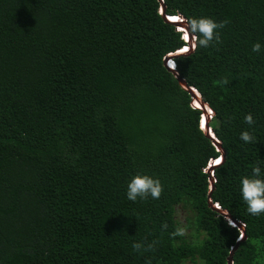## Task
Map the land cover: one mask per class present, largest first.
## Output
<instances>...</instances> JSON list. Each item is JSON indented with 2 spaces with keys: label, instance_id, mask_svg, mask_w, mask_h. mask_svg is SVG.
<instances>
[{
  "label": "trees",
  "instance_id": "16d2710c",
  "mask_svg": "<svg viewBox=\"0 0 264 264\" xmlns=\"http://www.w3.org/2000/svg\"><path fill=\"white\" fill-rule=\"evenodd\" d=\"M163 4L244 239L159 0H0V264H264V0Z\"/></svg>",
  "mask_w": 264,
  "mask_h": 264
},
{
  "label": "water",
  "instance_id": "95a60500",
  "mask_svg": "<svg viewBox=\"0 0 264 264\" xmlns=\"http://www.w3.org/2000/svg\"><path fill=\"white\" fill-rule=\"evenodd\" d=\"M159 1L161 3V5H160L161 15L163 14V16L165 17V20L167 22H170L169 18L164 15L165 8H164L163 0H159ZM180 19H182V20H180V22H177V23L170 22V23H172L173 25H176L180 28H184L186 33H187L188 41L194 40V39H191L193 37L189 33L188 26L185 25L186 24L185 19L182 18L181 16H180ZM188 47L191 49L192 44H188ZM184 53H188V52H184ZM177 55H179V53H175L174 55H167L163 60V64L169 71H171L175 75V78L178 81L180 87L183 88L185 91H187L191 95L192 105L194 106V108L202 111V119H203L202 120L203 121L202 127H204V133H205L206 137H208L209 139L212 140L213 145L217 148V151L221 152V161H223L225 153L221 149L220 143L215 138L213 130L209 127V121L211 119V115H213L212 110L209 108V106L207 104L203 103L200 93L195 88L188 86L186 81L179 76L178 72L176 70H173L170 68L171 64H174L173 58L176 57ZM209 113H211V114H209ZM216 167H217V165H215V163H212L206 169V172L208 174H210V178H209L210 184H209V190H208V195H207L208 205L210 208H213L214 210H217L218 212H220L221 215H223L228 221H230V223L232 224L233 227H236V226L239 227L242 231L241 239L242 238L244 239V237H245L244 226L242 224L236 222L234 219H232L226 211L221 210L218 204L212 205V203H211V193L214 189V181H215L213 176H212L213 175L212 172H213L214 168H216ZM235 249H236V246H234L231 249L230 255L227 258V264H233L232 256H233V252Z\"/></svg>",
  "mask_w": 264,
  "mask_h": 264
},
{
  "label": "clouds",
  "instance_id": "9594fccd",
  "mask_svg": "<svg viewBox=\"0 0 264 264\" xmlns=\"http://www.w3.org/2000/svg\"><path fill=\"white\" fill-rule=\"evenodd\" d=\"M161 12V11H160ZM168 18H169V21L170 22H172V23H177V22H180L179 20H178V18H176V17H170V16H167ZM179 17V16H178ZM180 18V17H179ZM182 20V19H181ZM169 22V23H170ZM171 23V24H172ZM176 26V25H175ZM176 29H177V31L178 32H180V33H182V39H183V42L186 44V46H184V47H182L179 51H177L176 53H179V52H181V51H183V50H185V52H188L189 50H192L193 48H194V41H195V39H194V37L193 38H191V39H194V40H191V41H188V38H187V33H186V31H185V29L184 28H180V27H178V26H176ZM188 44H192V47H191V49L188 47ZM171 69H173V70H175V64H172V66L170 67ZM193 106V105H192ZM194 107V106H193ZM209 114H211V113H209ZM211 118H212V115H211ZM211 120V119H210ZM201 121H202V116H201V119H200V121H199V127H200V129H202L203 131H204V129L202 128V124H201ZM217 162V164H215V165H218V164H220L221 163V157H218V158H216V159H211L210 160V162L208 163V166H207V168L212 164V163H216ZM213 176V175H212ZM229 222V225L230 226H232V224L230 223V221H228ZM233 227V226H232Z\"/></svg>",
  "mask_w": 264,
  "mask_h": 264
},
{
  "label": "rangeland",
  "instance_id": "374dc122",
  "mask_svg": "<svg viewBox=\"0 0 264 264\" xmlns=\"http://www.w3.org/2000/svg\"><path fill=\"white\" fill-rule=\"evenodd\" d=\"M189 216H190V213L187 209L184 210L181 207H177L176 213H175V219L177 222L180 223V227H183L186 225V218H188ZM184 232L188 234L190 233V230L186 229Z\"/></svg>",
  "mask_w": 264,
  "mask_h": 264
},
{
  "label": "bare ground",
  "instance_id": "6f19581e",
  "mask_svg": "<svg viewBox=\"0 0 264 264\" xmlns=\"http://www.w3.org/2000/svg\"><path fill=\"white\" fill-rule=\"evenodd\" d=\"M174 17H176V16H174ZM176 18H178L179 21L181 20L179 17H176ZM184 52H185V50L179 52V54L184 53ZM171 55H174V54H171ZM171 66H172V64H171ZM207 110H208V109H207ZM202 120H203V119H202ZM201 124H203V121L201 122ZM202 128L204 129V127H202ZM215 164H217V162H216Z\"/></svg>",
  "mask_w": 264,
  "mask_h": 264
},
{
  "label": "built area",
  "instance_id": "2783aa9c",
  "mask_svg": "<svg viewBox=\"0 0 264 264\" xmlns=\"http://www.w3.org/2000/svg\"><path fill=\"white\" fill-rule=\"evenodd\" d=\"M184 22V21H183Z\"/></svg>",
  "mask_w": 264,
  "mask_h": 264
}]
</instances>
